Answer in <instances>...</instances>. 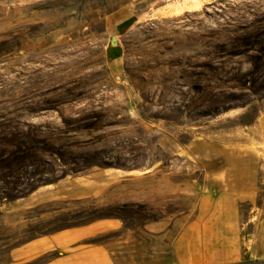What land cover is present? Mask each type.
<instances>
[{"label": "rangeland", "instance_id": "rangeland-1", "mask_svg": "<svg viewBox=\"0 0 264 264\" xmlns=\"http://www.w3.org/2000/svg\"><path fill=\"white\" fill-rule=\"evenodd\" d=\"M0 123L106 164L1 202L0 264H264V0H0Z\"/></svg>", "mask_w": 264, "mask_h": 264}, {"label": "trees", "instance_id": "trees-1", "mask_svg": "<svg viewBox=\"0 0 264 264\" xmlns=\"http://www.w3.org/2000/svg\"><path fill=\"white\" fill-rule=\"evenodd\" d=\"M131 24L132 19L126 20L118 25V30L123 32ZM244 41L247 44V40ZM112 51H115L114 55ZM120 55L119 46L107 48L109 61ZM61 142L64 145L58 147L46 135L22 132L11 125L0 123V203L25 198L42 186L64 179L68 174L106 165L87 154L76 133L66 134ZM66 153L73 156L69 162L63 159ZM76 154H79L78 159L74 156ZM105 210L107 213L103 214L101 209H95L89 219L107 218L115 212L112 207Z\"/></svg>", "mask_w": 264, "mask_h": 264}, {"label": "bare ground", "instance_id": "bare-ground-1", "mask_svg": "<svg viewBox=\"0 0 264 264\" xmlns=\"http://www.w3.org/2000/svg\"><path fill=\"white\" fill-rule=\"evenodd\" d=\"M188 4V3H187ZM199 7V4H195V5H190V6H188L187 8H189V9H197ZM185 10V9H184ZM174 12V11H173Z\"/></svg>", "mask_w": 264, "mask_h": 264}, {"label": "water", "instance_id": "water-1", "mask_svg": "<svg viewBox=\"0 0 264 264\" xmlns=\"http://www.w3.org/2000/svg\"><path fill=\"white\" fill-rule=\"evenodd\" d=\"M111 45H112V47L116 46V38L115 37L111 38Z\"/></svg>", "mask_w": 264, "mask_h": 264}, {"label": "crops", "instance_id": "crops-1", "mask_svg": "<svg viewBox=\"0 0 264 264\" xmlns=\"http://www.w3.org/2000/svg\"><path fill=\"white\" fill-rule=\"evenodd\" d=\"M114 53H115V51H112V52H111V54H113V55H114ZM119 57H120V56H119ZM115 59H117V58H115ZM113 60H114V59H113Z\"/></svg>", "mask_w": 264, "mask_h": 264}]
</instances>
